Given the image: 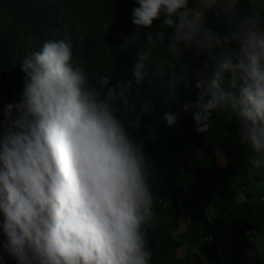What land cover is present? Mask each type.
I'll use <instances>...</instances> for the list:
<instances>
[{
    "label": "clouds",
    "instance_id": "9594fccd",
    "mask_svg": "<svg viewBox=\"0 0 264 264\" xmlns=\"http://www.w3.org/2000/svg\"><path fill=\"white\" fill-rule=\"evenodd\" d=\"M137 31L148 53L164 47L181 60L203 54L193 119L197 132L212 128L214 113L238 123L251 164L264 169V10H242L239 0H210L226 31L208 25V6L193 0H136ZM57 33H53L55 37ZM24 88L0 120V264H150L148 226L156 216L152 163L144 144L121 118L135 111L132 81L111 85L90 77L73 54L71 36L49 39L21 61ZM111 85V86H110ZM169 126L176 117L165 113ZM139 127V121L135 124ZM255 256L262 251L257 243Z\"/></svg>",
    "mask_w": 264,
    "mask_h": 264
},
{
    "label": "trees",
    "instance_id": "16d2710c",
    "mask_svg": "<svg viewBox=\"0 0 264 264\" xmlns=\"http://www.w3.org/2000/svg\"><path fill=\"white\" fill-rule=\"evenodd\" d=\"M193 2L200 5V0ZM138 6L136 0H0V120L4 105L16 103L24 88L21 61L45 41L68 33L74 56L93 81L101 76H108L111 85L132 81L128 96L135 111L122 110L121 118L152 163L156 216L148 226L150 264H202V250L212 261L207 264H264V169L254 167L245 154L235 120L214 113L210 131L199 133L195 108L185 110L197 103L203 54L188 51L177 60L160 47L143 61L146 75L136 84L133 71L149 51L147 34L161 23L138 32L132 22ZM239 6L247 10L249 0H239ZM258 9L264 10V4ZM222 20L216 17L208 25L226 31ZM165 113L176 117L172 126ZM218 151L226 156V172ZM183 174L192 182L190 194L177 182ZM257 243L262 251L248 255ZM182 248L184 259L178 254ZM3 264L16 262L5 254Z\"/></svg>",
    "mask_w": 264,
    "mask_h": 264
},
{
    "label": "rangeland",
    "instance_id": "374dc122",
    "mask_svg": "<svg viewBox=\"0 0 264 264\" xmlns=\"http://www.w3.org/2000/svg\"><path fill=\"white\" fill-rule=\"evenodd\" d=\"M252 1H253V6L254 7L263 3V0H252ZM209 5H210V0H204L203 1V6H208V11L206 13V19H207L208 23H215L216 22V16L213 14V11L211 10V7L213 5L212 6H209ZM200 6H201V4L198 7H200ZM217 154H218V160H219L220 166L222 168V171L226 172V170H225L226 169V165H227L226 156H225L223 151H218ZM245 154L249 155V150L248 149L245 150ZM197 155L199 157L202 156L201 153H198ZM192 159L193 158L191 156L190 157V161H192ZM177 182L181 185V187H183L186 190V192L188 194L191 193L192 182L186 176V174H183L180 177H178ZM200 186L203 187L202 185H200ZM241 196H242V194H241ZM241 199H243V196L241 197ZM178 254H179L180 259H184L186 257V250L182 248V249L179 250ZM200 257L202 259V264H207L208 262L212 263L211 259L208 256H206V253L203 250L200 253Z\"/></svg>",
    "mask_w": 264,
    "mask_h": 264
},
{
    "label": "crops",
    "instance_id": "0c3cea01",
    "mask_svg": "<svg viewBox=\"0 0 264 264\" xmlns=\"http://www.w3.org/2000/svg\"><path fill=\"white\" fill-rule=\"evenodd\" d=\"M251 2H252V5H253V1L251 0ZM263 3H264V0H263ZM263 3L262 4H259V5H257V6H255V8L257 7V8H259L261 5H263Z\"/></svg>",
    "mask_w": 264,
    "mask_h": 264
}]
</instances>
